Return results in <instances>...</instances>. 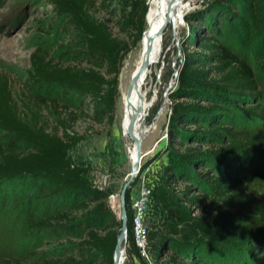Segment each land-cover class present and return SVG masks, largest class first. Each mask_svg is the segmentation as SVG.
I'll list each match as a JSON object with an SVG mask.
<instances>
[{
	"label": "trees",
	"instance_id": "16d2710c",
	"mask_svg": "<svg viewBox=\"0 0 264 264\" xmlns=\"http://www.w3.org/2000/svg\"><path fill=\"white\" fill-rule=\"evenodd\" d=\"M43 1L49 28L39 32L24 78L9 77L0 66V189L14 191L17 180L32 182L27 197L45 206L32 214L29 226L65 242L33 264H81L91 252L112 264L121 220L104 197L85 194V170L67 158L81 140L69 134V126L85 120L111 124L122 62L144 37L147 0L125 3L128 11L121 18L131 32L128 41L113 37L93 17L96 0ZM191 18L186 22L196 27H189V37L181 43L182 61L168 94L166 133L177 147L166 177L194 186L182 189L178 204L200 213L169 209L180 226L172 231L179 243L166 242L147 227L149 252L156 263L159 252L172 254L158 264H241L242 254L225 250L234 248V242L221 237L236 235L240 248L264 255V111L258 106L254 70L223 37L229 18H242L256 35L263 34L264 0H216ZM192 168L197 171L190 174ZM89 206L104 222L97 229L71 216ZM124 206L126 254L143 264L134 245L128 190ZM75 232L79 241L71 243L67 238ZM33 256L26 252L25 257ZM26 263L0 257V264Z\"/></svg>",
	"mask_w": 264,
	"mask_h": 264
},
{
	"label": "rangeland",
	"instance_id": "374dc122",
	"mask_svg": "<svg viewBox=\"0 0 264 264\" xmlns=\"http://www.w3.org/2000/svg\"><path fill=\"white\" fill-rule=\"evenodd\" d=\"M128 1L96 0L92 12L93 17L106 24L113 37L124 41L129 40L128 34L131 33L128 24H125L121 18L128 11L125 7ZM151 1H146L148 9ZM162 1L157 0L160 5ZM214 1L216 0H182L187 8L177 21L172 16V9L166 10L160 25L168 11L171 19L161 33L162 46L158 60L141 76L144 80L145 99L150 104V108L140 124L141 131L146 128L148 130L140 141L142 157L128 192L130 193L141 184L150 189L145 225L149 229H155L159 234L157 237H166L165 241H171V243H179L178 237H172L174 236L172 231L180 226L171 219L168 210L175 207L180 211L188 210L189 213L196 215L200 213V209L188 207L184 203L178 204L182 189L186 186L193 189L192 184L166 177V168L173 150L177 147L174 142H170L166 133L169 114L168 94L175 85V76L182 61L181 43L184 40L187 41L189 27H196L193 21L186 22V19H192L191 17L197 12L211 9ZM49 15V8L43 0H0V66L9 77L17 76L18 81L24 78L25 71L28 69L29 55L37 44L39 32L49 28ZM242 20V18L236 20L229 18L225 25L223 40L237 57L254 70L256 84L261 94L258 106L264 111V33L256 35L251 25L245 24ZM144 28V37L130 47V51L122 62L118 75V98L111 124L107 125L105 120L96 122L85 120L69 126V134L80 136L81 140L68 151L67 158L73 165L85 170L83 177L85 194L104 197L109 210L117 220H120L118 193L130 172L134 153V141L127 134L124 119L128 91L147 35L145 17ZM50 33L47 32V34ZM199 35L202 36L201 33ZM190 49L188 47L187 51ZM2 137L3 133H0V138ZM196 169L187 171L191 174L197 171ZM13 185L16 188L14 191L0 189V257L20 258L24 263L27 262L26 264H33L45 254V251L48 252L65 242L56 236L50 238L49 234L30 227V218L34 214H39L45 206L44 202L32 203L33 199L27 197L28 194L32 195L34 184L22 179L13 182ZM192 191L194 190H190V193ZM59 195L66 197L67 193L57 194ZM71 216L80 218V221L91 229H97L104 223H101V217L94 212L93 206H89L82 212H74ZM78 235L79 233L75 232L74 236L67 239L71 243H77L79 240L75 237ZM221 238L234 242L238 252L235 251V246L227 247L225 250H230L237 255L242 254L241 264H264V255H256L253 249L246 250L247 248H240L241 244H235L237 242L235 240L238 239L236 235H225ZM124 240L125 238L121 247V264H141L135 258L127 256ZM27 251L34 256L25 257ZM149 256L151 264H158L165 262L172 254L165 251L159 252L160 257L157 263L153 258L154 253L150 251ZM142 262L145 264L143 260ZM81 264L107 263L102 261L96 253L91 252L86 259L82 258Z\"/></svg>",
	"mask_w": 264,
	"mask_h": 264
},
{
	"label": "bare ground",
	"instance_id": "6f19581e",
	"mask_svg": "<svg viewBox=\"0 0 264 264\" xmlns=\"http://www.w3.org/2000/svg\"><path fill=\"white\" fill-rule=\"evenodd\" d=\"M158 4L157 0H152L149 5L148 13L146 16V25H147V35L145 40L143 41V48L139 57L138 67L134 73L132 81L135 79L136 72L140 69L143 64L144 57L146 53L149 52V60L145 70H148L154 63L157 62L159 57V52L162 46V39L160 37H156V31L160 26V20L167 9H172V16L175 21L179 19L182 13L186 10L187 5H185L182 0H163L162 4ZM168 19H171V15L168 11L166 16ZM165 18V19H166ZM164 19V20H165ZM145 72V71H144ZM144 74V73H143ZM131 81V83H132ZM144 80L140 78L134 84L130 85L128 91V104L127 111L124 119V127L127 129L128 126L131 128V134L138 139L143 137L145 132H147L148 128L141 131L140 121L143 116L148 112L150 108V104L145 99V94L143 91ZM135 115V117H134ZM135 151L132 157V165L135 161ZM139 164V162H138ZM123 244V239L118 242V264H121L122 252L121 247Z\"/></svg>",
	"mask_w": 264,
	"mask_h": 264
},
{
	"label": "built area",
	"instance_id": "2783aa9c",
	"mask_svg": "<svg viewBox=\"0 0 264 264\" xmlns=\"http://www.w3.org/2000/svg\"><path fill=\"white\" fill-rule=\"evenodd\" d=\"M150 189L146 185H138L129 193L131 210V228L134 245L141 260L151 264L149 244L147 239V226L145 225L148 211Z\"/></svg>",
	"mask_w": 264,
	"mask_h": 264
},
{
	"label": "water",
	"instance_id": "95a60500",
	"mask_svg": "<svg viewBox=\"0 0 264 264\" xmlns=\"http://www.w3.org/2000/svg\"><path fill=\"white\" fill-rule=\"evenodd\" d=\"M167 24H168V19L166 18L165 20L162 21L161 25L158 27V29L156 31V37L157 36L160 37L162 31L167 26ZM148 60H149V52L146 53V56L144 57V60H143V64L141 65L140 69L136 72L135 79L132 81L131 84H134L137 81V79L143 75L145 68L147 66ZM175 78H176V76H175ZM134 117H135V115H134ZM127 134L134 141V151H135V157L136 158H135L133 165L131 166L130 172H129L126 180L121 185L119 193H118V205H119V212H120L121 227H120V232L116 238V243H115L113 256H112V264H118V253H117L118 242L121 239L125 238V230H126V215H125V206H124L125 192L131 187V185L133 183V180H134V178L137 174V171H138V162L140 161V159L142 157L141 152H140V141H141L142 137L135 139V137L132 136V134H131L130 126L127 127Z\"/></svg>",
	"mask_w": 264,
	"mask_h": 264
}]
</instances>
